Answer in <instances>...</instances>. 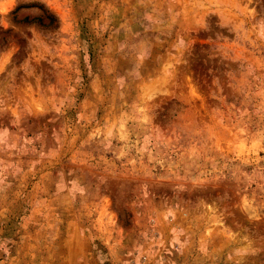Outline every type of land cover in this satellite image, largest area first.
<instances>
[{"label":"rangeland","instance_id":"obj_1","mask_svg":"<svg viewBox=\"0 0 264 264\" xmlns=\"http://www.w3.org/2000/svg\"><path fill=\"white\" fill-rule=\"evenodd\" d=\"M0 264H264V0H0Z\"/></svg>","mask_w":264,"mask_h":264}]
</instances>
